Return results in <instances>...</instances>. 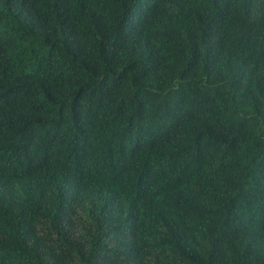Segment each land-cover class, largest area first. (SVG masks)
Returning <instances> with one entry per match:
<instances>
[{"label": "trees", "instance_id": "16d2710c", "mask_svg": "<svg viewBox=\"0 0 264 264\" xmlns=\"http://www.w3.org/2000/svg\"><path fill=\"white\" fill-rule=\"evenodd\" d=\"M0 264H264V0H0Z\"/></svg>", "mask_w": 264, "mask_h": 264}]
</instances>
